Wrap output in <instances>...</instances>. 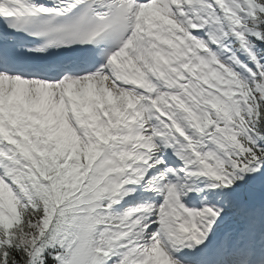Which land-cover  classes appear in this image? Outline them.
<instances>
[{
  "label": "snow or ice",
  "instance_id": "obj_1",
  "mask_svg": "<svg viewBox=\"0 0 264 264\" xmlns=\"http://www.w3.org/2000/svg\"><path fill=\"white\" fill-rule=\"evenodd\" d=\"M0 264H264V0H0Z\"/></svg>",
  "mask_w": 264,
  "mask_h": 264
}]
</instances>
